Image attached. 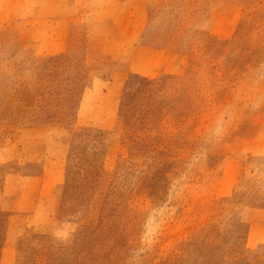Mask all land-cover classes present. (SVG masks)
Segmentation results:
<instances>
[{"label":"rangeland","instance_id":"1","mask_svg":"<svg viewBox=\"0 0 264 264\" xmlns=\"http://www.w3.org/2000/svg\"><path fill=\"white\" fill-rule=\"evenodd\" d=\"M67 1L0 0V264H264V0Z\"/></svg>","mask_w":264,"mask_h":264},{"label":"crops","instance_id":"2","mask_svg":"<svg viewBox=\"0 0 264 264\" xmlns=\"http://www.w3.org/2000/svg\"><path fill=\"white\" fill-rule=\"evenodd\" d=\"M53 1H54V5L56 6V2L60 3V2H63L64 0H53ZM58 8L61 10L59 9L54 10L53 18H52V20L56 22V25L62 26V27L73 26V24L71 23V21L75 19V16L71 14L73 12H69V11L67 12V10L60 4L58 5Z\"/></svg>","mask_w":264,"mask_h":264}]
</instances>
